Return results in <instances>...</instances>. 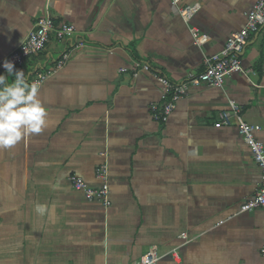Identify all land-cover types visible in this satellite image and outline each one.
I'll return each mask as SVG.
<instances>
[{
	"label": "crops",
	"instance_id": "crops-1",
	"mask_svg": "<svg viewBox=\"0 0 264 264\" xmlns=\"http://www.w3.org/2000/svg\"><path fill=\"white\" fill-rule=\"evenodd\" d=\"M257 1L186 0L199 10L185 23L172 0H0V61L47 6L57 29H75L52 34L17 68L29 84L55 74L39 92L43 130L0 149V264H138L151 249L159 264H264V210L240 213L261 171L238 124L217 127L233 101L264 144V28L243 55L246 75L193 89L167 123L155 115L169 100L135 68L177 85L200 75ZM192 28L208 39L198 45ZM106 160L109 208L70 182L102 188L96 172Z\"/></svg>",
	"mask_w": 264,
	"mask_h": 264
},
{
	"label": "built area",
	"instance_id": "built-area-1",
	"mask_svg": "<svg viewBox=\"0 0 264 264\" xmlns=\"http://www.w3.org/2000/svg\"><path fill=\"white\" fill-rule=\"evenodd\" d=\"M172 4L179 8L180 15L185 23H189L199 10L197 6L187 4L186 0H172ZM262 28H264V0H258L247 15L245 26L231 35L225 48L219 54L205 58L203 73L190 75L187 82L183 84H174L161 73H153L149 65L142 66L137 63L135 68L141 67L144 72L151 73L154 81L162 89L164 98L169 100L163 112L155 115L156 120L160 123H167L175 112L178 102L188 96L193 89L202 87L222 89L228 77L235 74L246 75V70L243 67V55L252 37L258 35ZM74 31V27L69 25H63L57 29L51 16L50 7L47 6L45 13L38 19L24 43L0 61V73L5 72L2 64L6 59L14 62L16 68L21 67L26 60L37 57L46 49L52 34L55 33L59 39H64L66 36L72 35ZM191 33L198 45L208 39L207 35L200 36L197 28H192ZM67 60V56H64L58 62V69L64 67ZM54 74V70L39 73L33 82H38L41 89ZM230 107V111L220 114V122L217 127H227L233 121L238 124L239 133L250 149L253 159L262 174V184L259 190L254 198L244 204L240 210L241 214L253 213L257 210H264V144L256 137L257 133L262 131V128L248 124L242 118L240 108L233 101H230ZM153 110L155 113L157 112L156 107H153ZM109 177L110 167L106 160L96 172V178L102 182V188L93 189L83 179L76 176L72 177L70 182L76 191L85 194L88 201H100L105 208H109L111 206ZM172 253L176 254V251ZM261 256L264 260V245L261 249ZM160 260L157 251L151 249L141 258L138 264H159Z\"/></svg>",
	"mask_w": 264,
	"mask_h": 264
},
{
	"label": "clouds",
	"instance_id": "clouds-1",
	"mask_svg": "<svg viewBox=\"0 0 264 264\" xmlns=\"http://www.w3.org/2000/svg\"><path fill=\"white\" fill-rule=\"evenodd\" d=\"M5 73L14 77L12 83L0 74V149H11L32 134H39L46 125V110L39 99L40 84H29L25 71L5 60Z\"/></svg>",
	"mask_w": 264,
	"mask_h": 264
}]
</instances>
